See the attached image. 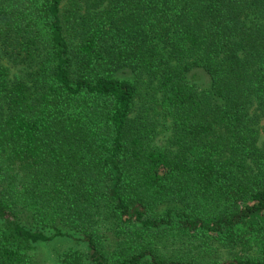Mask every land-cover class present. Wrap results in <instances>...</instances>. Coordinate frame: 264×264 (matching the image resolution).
Segmentation results:
<instances>
[{"label":"trees","instance_id":"16d2710c","mask_svg":"<svg viewBox=\"0 0 264 264\" xmlns=\"http://www.w3.org/2000/svg\"><path fill=\"white\" fill-rule=\"evenodd\" d=\"M0 264H264V0H0Z\"/></svg>","mask_w":264,"mask_h":264},{"label":"rangeland","instance_id":"374dc122","mask_svg":"<svg viewBox=\"0 0 264 264\" xmlns=\"http://www.w3.org/2000/svg\"><path fill=\"white\" fill-rule=\"evenodd\" d=\"M42 251H43V250H42ZM42 251L39 253V256L44 257L45 254H44V252H42ZM48 252H49V251H47V253H48Z\"/></svg>","mask_w":264,"mask_h":264}]
</instances>
